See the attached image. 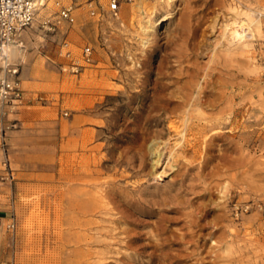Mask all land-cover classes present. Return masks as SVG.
Here are the masks:
<instances>
[{
  "label": "rangeland",
  "instance_id": "374dc122",
  "mask_svg": "<svg viewBox=\"0 0 264 264\" xmlns=\"http://www.w3.org/2000/svg\"><path fill=\"white\" fill-rule=\"evenodd\" d=\"M74 17L70 58L33 29L13 60L24 103L0 109V264H264V0ZM86 46L92 62L63 71ZM189 92L201 103L161 102Z\"/></svg>",
  "mask_w": 264,
  "mask_h": 264
},
{
  "label": "built area",
  "instance_id": "2783aa9c",
  "mask_svg": "<svg viewBox=\"0 0 264 264\" xmlns=\"http://www.w3.org/2000/svg\"><path fill=\"white\" fill-rule=\"evenodd\" d=\"M104 1L105 7L101 0H0V109L18 108L24 103L19 66L13 62L11 50L21 49L28 33L35 29L43 35L59 36V54L70 58L68 36L75 23V10L85 6L91 17H115L120 3L126 0ZM91 53L89 47H83L79 58L61 69L77 73L92 62Z\"/></svg>",
  "mask_w": 264,
  "mask_h": 264
},
{
  "label": "bare ground",
  "instance_id": "6f19581e",
  "mask_svg": "<svg viewBox=\"0 0 264 264\" xmlns=\"http://www.w3.org/2000/svg\"><path fill=\"white\" fill-rule=\"evenodd\" d=\"M234 23V22H233ZM235 23H237L236 21H235ZM239 24V23H238ZM242 24V23H241ZM240 24V25H241ZM232 26V25H231ZM239 26V25H238ZM242 26V25H241ZM240 27V26H239ZM231 28V27H230ZM230 28H228V31H229V29ZM237 28V27H236ZM225 29V28H224ZM232 29V28H231ZM234 29V28H233ZM232 29V30H233ZM238 29V28H237ZM248 33L250 32V31H247ZM231 34V33H230ZM230 36H235L236 38H237V40H239V39H241V40H243V38H245L246 36H245V29H243V28H241L240 30H234V32L230 35ZM253 36V35H252ZM233 38V37H232ZM246 39V38H245ZM239 42V41H238ZM227 43V42H226ZM242 48V47H241ZM20 53V49L19 48H16V49H13V50H11V56L13 57V58H15L18 54ZM203 89V88H202ZM204 90V89H203ZM191 91V90H190ZM200 92V91H199ZM199 92H198V94L195 96V98H193L192 97V93L191 92H189V94H183L182 95V97L180 98V99H178V101H174V100H172V96H171V94H168V95H166V96H164L163 98H162V100H161V102L163 103V104H166V105H175V107H174V109L172 110V114L178 109V108H180L181 106H183V105H185L190 99H191V97L194 99V103L195 104H198L199 102H200V94H202V92H200V94H199ZM222 99V98H221ZM192 100V99H191ZM201 103V102H200ZM199 103V104H200ZM188 105V104H187ZM193 105V104H192ZM198 106V105H197ZM182 108V107H181ZM221 125V123H217L216 125L218 126V125ZM215 124H212V123H210V126L209 127H212V128H215V127H217ZM193 127V126H192ZM197 128H196V136L197 135H200V134H203V133H205L207 130V125H197L196 126ZM187 128V127H186ZM189 128V127H188ZM195 128V127H194ZM191 129V128H190ZM189 130V129H188ZM175 134V135H177L178 133H177V127H175V126H173V125H169L168 127H167V134ZM182 133V132H181ZM180 133V134H181ZM195 134V133H194ZM185 133H183V135L181 136V138H184L185 137ZM158 149V148H157ZM157 149L155 150V151H153V152H151L150 154H152V155H154L153 157H155L156 158V160H157V162H160L161 160H159L160 159V156H161V154H160V152H158L157 151ZM155 160V161H156ZM158 165V164H157ZM154 166H156L155 165V163H154V165L152 166V168H154Z\"/></svg>",
  "mask_w": 264,
  "mask_h": 264
},
{
  "label": "crops",
  "instance_id": "0c3cea01",
  "mask_svg": "<svg viewBox=\"0 0 264 264\" xmlns=\"http://www.w3.org/2000/svg\"><path fill=\"white\" fill-rule=\"evenodd\" d=\"M0 161H1V160H0ZM0 175L4 176V173H3L2 170L0 171ZM1 178H2V177H1ZM1 184L5 185L4 183H1ZM1 221H2V220H1Z\"/></svg>",
  "mask_w": 264,
  "mask_h": 264
}]
</instances>
